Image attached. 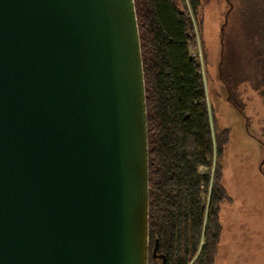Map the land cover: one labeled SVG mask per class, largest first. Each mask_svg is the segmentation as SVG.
Instances as JSON below:
<instances>
[{
  "label": "water",
  "instance_id": "1",
  "mask_svg": "<svg viewBox=\"0 0 264 264\" xmlns=\"http://www.w3.org/2000/svg\"><path fill=\"white\" fill-rule=\"evenodd\" d=\"M147 189L133 0H0V264H146Z\"/></svg>",
  "mask_w": 264,
  "mask_h": 264
},
{
  "label": "trees",
  "instance_id": "2",
  "mask_svg": "<svg viewBox=\"0 0 264 264\" xmlns=\"http://www.w3.org/2000/svg\"><path fill=\"white\" fill-rule=\"evenodd\" d=\"M242 33L264 91V0H240ZM198 0H133L147 140L146 264H213L219 169L209 181L212 140L191 15ZM226 135L216 137L219 152ZM199 166L204 167L199 171ZM208 169V170H207ZM210 182L204 203L199 188ZM154 246V253L152 248Z\"/></svg>",
  "mask_w": 264,
  "mask_h": 264
},
{
  "label": "rangeland",
  "instance_id": "3",
  "mask_svg": "<svg viewBox=\"0 0 264 264\" xmlns=\"http://www.w3.org/2000/svg\"><path fill=\"white\" fill-rule=\"evenodd\" d=\"M240 8V0H198L191 15L188 50L199 62L212 140L209 181L216 167L224 190L213 264H264V91L255 87ZM210 188H199L204 203Z\"/></svg>",
  "mask_w": 264,
  "mask_h": 264
},
{
  "label": "built area",
  "instance_id": "4",
  "mask_svg": "<svg viewBox=\"0 0 264 264\" xmlns=\"http://www.w3.org/2000/svg\"><path fill=\"white\" fill-rule=\"evenodd\" d=\"M190 53H191V55H195L196 56V54L194 52H190ZM199 167H201V166H199Z\"/></svg>",
  "mask_w": 264,
  "mask_h": 264
}]
</instances>
